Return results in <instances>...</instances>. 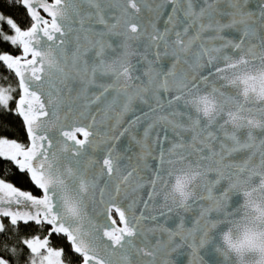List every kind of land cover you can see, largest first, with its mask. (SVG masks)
Instances as JSON below:
<instances>
[{
    "label": "snow or ice",
    "instance_id": "obj_1",
    "mask_svg": "<svg viewBox=\"0 0 264 264\" xmlns=\"http://www.w3.org/2000/svg\"><path fill=\"white\" fill-rule=\"evenodd\" d=\"M0 80V264H234L220 232L264 198V0H0Z\"/></svg>",
    "mask_w": 264,
    "mask_h": 264
},
{
    "label": "clouds",
    "instance_id": "obj_2",
    "mask_svg": "<svg viewBox=\"0 0 264 264\" xmlns=\"http://www.w3.org/2000/svg\"><path fill=\"white\" fill-rule=\"evenodd\" d=\"M195 179L192 173H177L170 194L178 200L190 196ZM217 247L234 264H264V198L255 193L245 198L242 212L220 232Z\"/></svg>",
    "mask_w": 264,
    "mask_h": 264
},
{
    "label": "trees",
    "instance_id": "obj_3",
    "mask_svg": "<svg viewBox=\"0 0 264 264\" xmlns=\"http://www.w3.org/2000/svg\"><path fill=\"white\" fill-rule=\"evenodd\" d=\"M11 11H14V12H22V10L21 9H18V8L17 9H12ZM0 82H2V80H0ZM12 84L14 86L15 85V81L12 80L10 77H8L7 78V85H11L12 86ZM19 140L21 142H23V136L22 135L19 137ZM13 171H14L13 169H9V174L7 175L6 182H13L14 183V186L21 187L22 190H30V191H33L34 194H38L37 193V190L34 187H32V186H28V185L22 186L20 184H16L15 181H14V179H13V177H12V175H11V173ZM113 215H114L115 219H117L116 215L115 214H113ZM18 229H19V232H20L21 236H23V234L27 230H29V229L31 231H33V232H36V228L33 225H31V224L28 226L27 229L25 228V226L23 224H19ZM37 234L43 235L42 232H37ZM22 251H23L22 248H18V252H22ZM65 251L67 252V249L66 248H65ZM66 258L67 257H65V259ZM18 264H19V261H18Z\"/></svg>",
    "mask_w": 264,
    "mask_h": 264
},
{
    "label": "water",
    "instance_id": "obj_4",
    "mask_svg": "<svg viewBox=\"0 0 264 264\" xmlns=\"http://www.w3.org/2000/svg\"><path fill=\"white\" fill-rule=\"evenodd\" d=\"M42 14H43V13H42ZM242 201H243L242 194H236V195L233 197V200H232L234 206H235V205H238L239 203H242ZM113 214L116 215V213H115V212L112 213L113 218H115ZM116 217H117V219H116V221H117V226H120L119 218H118L117 215H116ZM20 224H23V223H20ZM174 259L176 260L177 264H187L188 256H187V254H183V253H182V254H180V255H176V256H174ZM206 259L208 260V264H212L213 256H212L211 254H210L208 257H206Z\"/></svg>",
    "mask_w": 264,
    "mask_h": 264
},
{
    "label": "rangeland",
    "instance_id": "obj_5",
    "mask_svg": "<svg viewBox=\"0 0 264 264\" xmlns=\"http://www.w3.org/2000/svg\"><path fill=\"white\" fill-rule=\"evenodd\" d=\"M7 86V85H6ZM12 86H13V84H12ZM15 86V85H14Z\"/></svg>",
    "mask_w": 264,
    "mask_h": 264
}]
</instances>
